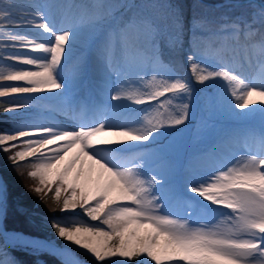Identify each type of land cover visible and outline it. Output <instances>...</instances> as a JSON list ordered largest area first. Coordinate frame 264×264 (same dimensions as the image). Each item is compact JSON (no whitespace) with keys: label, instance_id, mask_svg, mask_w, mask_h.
<instances>
[{"label":"snow or ice","instance_id":"6c2138e0","mask_svg":"<svg viewBox=\"0 0 264 264\" xmlns=\"http://www.w3.org/2000/svg\"><path fill=\"white\" fill-rule=\"evenodd\" d=\"M60 7L38 4L16 17L10 7H0V24L5 28L40 29L41 36L47 33L41 41L29 37L27 32L16 34L19 43L45 55L12 56L11 59L22 60L24 65L37 70H17L4 76L6 81L21 83L4 87L0 97L7 93L24 94L35 102L68 98L73 88L82 83V66L74 68L70 79L63 78L77 32L57 28L53 17ZM79 7L94 8L91 26H98L97 22L107 25L118 38L123 60L119 67L112 62L111 45L105 44L96 51L103 87L113 102L110 107L122 110L147 107H143V118L137 112L124 123L113 122L102 112L100 119L63 127L24 124L0 130V151L10 153L13 163L28 158L36 161L35 170L28 173L39 179L33 189L35 193L54 192L59 208L64 192L61 211L79 207L91 221L106 226L70 228L53 221L51 226L58 236L87 250L98 262L122 258L109 260V264H128L140 257L146 258L136 259V264H264V107H249L254 103L253 96L264 101V78L245 85L239 95L233 90L234 104L226 93L220 99L221 108L227 106L236 118L255 113L262 117L260 148L250 149L242 161L231 167L228 165L232 160L209 162L200 169L202 178L194 180L197 171H186L179 160L168 158L156 147H142L151 144L160 129L184 125L191 117L192 82H181L171 71L162 73L157 66L163 55L157 38L168 36L170 47L183 55L201 84L215 77L234 82L239 77L231 75L227 67L207 74L200 69L197 73L200 62L211 57V51L204 49L203 43L229 40L236 51L240 37L252 34L254 25L264 32V9L251 19L243 16L217 19L195 11L190 17L179 11L162 17L146 9L164 6L136 4L133 0ZM145 51L151 57L145 56ZM161 74L158 90L143 94L133 88L149 76L155 80ZM169 80L175 82L168 83ZM239 84L243 85V81L239 80ZM45 90H49L48 95L41 94ZM161 97L169 110L159 117H150V110L160 104ZM173 99L179 103L173 104ZM29 106L16 103L3 111L14 113ZM181 172L186 177L184 190L177 184ZM184 191L201 200L188 198ZM204 201L208 204L204 205ZM197 204L202 206L198 208ZM8 215L5 190L0 188V264H14L8 243L19 239L5 231ZM217 219L219 224L214 225ZM221 225L228 227L223 229Z\"/></svg>","mask_w":264,"mask_h":264},{"label":"rangeland","instance_id":"374dc122","mask_svg":"<svg viewBox=\"0 0 264 264\" xmlns=\"http://www.w3.org/2000/svg\"><path fill=\"white\" fill-rule=\"evenodd\" d=\"M27 1L29 0H26V2ZM64 1L69 0H32L31 2L35 5H38V3L61 5L60 8L54 11L53 20L57 28H71L77 32V35H79L82 31V28L86 27L90 35H96L94 39L87 45L86 49L82 48L72 53L73 56L70 62L65 66L63 78L70 79L71 74L74 71V67L80 61L79 57L81 54L89 56L91 60V69L89 71H83V74L80 76L82 77V83L73 88V91L68 98H51L40 102H35L28 100L26 96L20 94L7 93L5 96L0 97H20V99H12V101L9 100L8 103H10L11 106L16 103H27L30 105L27 109H21L18 112L8 113L9 116L21 117L20 127H22L23 124L57 125L54 121V117L62 122L64 120L63 111L69 110L71 112L76 108L78 111L79 121H89V116L95 112H98L96 119H100V113L103 112L106 113L110 119L116 123H124L130 119H133L137 112L141 113V118H143L145 115L143 114V107H147V105H141L134 109L126 110L113 108L110 107L113 102L108 99L106 91L101 93L100 90L102 89L98 88V92H100L98 96L90 92L93 86L96 87V84H99L102 86V88H104L103 80L94 75L100 74L96 51L102 48L105 44L111 45L113 50L112 62L115 66L120 65V62H118V59L120 60L118 57H121L120 45L117 43V36L107 25L97 22L98 26L92 27L90 24V18L82 20L84 11H82V9L79 7L81 1L70 0L71 3H66ZM105 1L118 2V0H104V2ZM198 1H200L199 5H201L199 8L193 7L194 5L198 4L196 0H187V2L184 3L185 6L182 3H179L178 0H133V2L136 4L164 6L156 9H146V12L158 13L162 17L169 16L173 11H182L185 17H190L195 11L198 14L212 16L217 19L222 17L231 19L237 16H243L251 19L254 13H259L262 9H264V6L258 2L232 5L212 4L214 0ZM163 23L164 22L162 21V26ZM102 26L104 27L102 28ZM253 28L255 27L253 26ZM4 29L6 31H16L20 33L27 32L29 37L34 36L36 39H39L37 35H34L28 30L7 29L5 27ZM157 39L158 46L163 52V55L159 57V63L157 65L162 70V73L163 71H171L176 75L177 78L181 79V82H185L186 80H190L192 82L194 94L192 100L190 101L191 117L184 125L160 129L158 133L154 134L152 143L142 145V147H156L160 149L162 153L168 158L179 160L186 171H197L198 174L192 177L194 180H199L202 178L203 173L200 171V169L204 168L209 162L219 163L225 160H232V163L228 165L231 167L236 163V161H242V158L246 156L250 149L259 150L260 134L262 130V117L260 113H255L252 116H246L239 119L232 115L231 110L228 109L227 106L223 108L220 106V99L225 93L231 102L233 104L235 103L236 97L232 95L233 90L236 92L239 91L240 94L244 88L243 86L241 90H239V80L249 84L252 82V80H258L259 82L261 78H264V70L260 71L262 66L256 64L250 65L249 60H247L250 56L253 58L254 55L264 57V50L257 52L259 49H257L254 44V42L257 41V39L254 37V34L252 33L246 37L242 35L240 37V48L236 51H233V44L229 40H224L227 46L219 45V42L221 41H215L211 43L205 41L203 43V48L211 51V57L203 62H200V68L197 69V73L200 71V69H204V74H207V71H222L225 67H227L231 70V75L239 77V80L234 82H229L223 77H215L211 78L210 81L206 82L205 85L196 81L191 65L186 62L183 55L177 54L173 51L168 43L167 35L158 37ZM244 45H247V48H245ZM74 48L75 46L73 49ZM144 55L151 57V53L148 51H145ZM0 66H17V64L0 58ZM153 75H155V73H153ZM3 77V73L0 74V80L3 79ZM162 78V74L156 75L155 80H152L151 76H149L139 85H133V88L143 94L154 92L159 89ZM172 82L175 81H168V83ZM9 85L15 86L16 84ZM9 85L4 87H8ZM163 100L164 98L161 97L160 104L150 110V117H159L161 114L167 113L169 108L168 105L163 104ZM172 103L177 104L179 101L173 99ZM260 106L264 107V102L255 107ZM236 111L239 112L240 110L236 109ZM245 111H247V109H245ZM95 114L91 115V117H95ZM101 138L115 139V137L112 136H101ZM32 162V164L27 166L28 168H21L25 171H22L20 180L23 179L24 181H27L24 189L21 192H23L25 188L31 189V194L29 196L35 201V203L32 204L33 206H36L37 202L39 204L41 202V205L44 208L43 210L46 212H57L63 216L68 215L69 218L70 216L83 217L88 222H90L91 226H99L97 224L99 221H91L90 217H88L86 213L79 207L75 210L61 211L60 209L63 207V199L65 198L64 192L61 193L59 208L56 207L57 201L54 199V192L46 191V194L35 193L33 189L35 186H38L39 179L38 177L33 178L28 175L30 171L35 170L33 165L36 163V161L32 160ZM185 178L186 177L183 172H181L177 177V184L181 190L185 189ZM94 179L95 177L93 180ZM184 195L197 201L201 200V198L195 194L188 193L186 191H184ZM41 197H43V199H41ZM203 204L207 205L208 202L204 201ZM201 206V204H197L198 208ZM52 209H55V211ZM52 222H49L48 225L42 226L43 230L46 229L44 236L50 240H58L59 242H57L60 243L64 241V239L58 236L56 230L51 226ZM55 222L59 223L61 226L73 227V222L71 220H69V223L66 224H63L61 221ZM215 224H219V219L214 221V225ZM100 226L105 227L101 224ZM220 227L227 229L228 225H221ZM9 247L10 244L8 245V248ZM10 258L14 261V264H17L11 255ZM136 259L144 258H133L132 260L128 261V264H136ZM109 260H113L112 257L106 258V260L102 263L109 264Z\"/></svg>","mask_w":264,"mask_h":264},{"label":"bare ground","instance_id":"6f19581e","mask_svg":"<svg viewBox=\"0 0 264 264\" xmlns=\"http://www.w3.org/2000/svg\"><path fill=\"white\" fill-rule=\"evenodd\" d=\"M25 2H26V0H0V7H10L11 10L13 11L14 17H16V16H20L18 14L24 15L26 10L30 9L32 6L35 5L30 0L27 1L26 4H25ZM99 2H104V0H83V2L81 1L80 5H94V4L99 3ZM85 11L87 12V15H89V16H93V14L95 13V9L94 8H89V9H87ZM254 27L255 28L252 29L253 31L251 30V33H253L254 37L257 39V41L254 42V44H255L257 49H259V50L263 49L264 50V32H262L259 29L258 26L254 25ZM20 30H28V31L32 32L34 35H37L41 40L43 39V37L47 36V33H43V36L39 35V33L43 32V30H40V29H34V28L33 29H24V28H20ZM17 33H20V32L6 31L4 29L3 24H0V37H1V39H0V58H2L4 60H7V61L14 62V63L17 64V66H7V67L0 66V74L3 73L4 76H6L7 74H9L11 72L17 71V70H37L33 66L24 65L22 60L21 61H16L14 59H11L12 56H15L17 54H19L21 56H23V55H28V56L45 55L42 52L32 50L30 45L25 46V45L19 43L18 42L19 37L16 35ZM95 36L96 35H90L88 33V30H87L86 27L82 28V31L80 32V34L76 35V37L74 38L75 39V43H74L75 48L73 49L72 53L74 51H78L79 49H82V48L86 49L87 45L94 39ZM2 38H4V39H2ZM250 39H252V38H250ZM37 41H40V40H37ZM219 45L226 46L224 41L219 42ZM244 47L247 48V45H244ZM239 48H240V46H239ZM79 58H80V61L75 67L82 66L84 71L85 70L89 71L91 69V65H90L91 62H90L89 56L81 54ZM253 60L255 61V58H253L252 61ZM256 63L261 64L262 65V69L261 70H264V63H261V60H259L257 62V59H256ZM94 75L96 77H99V78H101L103 80L101 74H94ZM80 80H82V77H80ZM252 82H253V80H252ZM255 82H258V80H256ZM19 83H21V82H10V81H6L4 79H1L0 80V90H2L4 86H7L9 84H16L17 85ZM245 85H248V83H246L244 81H243V85L239 84V90H241V88L243 86H245ZM98 88L102 89V90H100L101 93L105 91V89L102 88L101 85L96 84V87L93 86L91 92L93 94H95V95H98V91H99ZM11 94H15V93H11ZM41 94L42 95H48L49 94V90H45ZM237 94H239V91H237ZM20 95H24V94H20ZM252 100L254 101V103L250 104L249 107L258 106L262 102H264L258 96H253ZM89 121H91V119ZM94 177H95V173H93V178ZM22 241H23V239L19 237V239L11 240L9 242L10 243H17V242H22ZM64 244L72 245V246H74V247H76V248H78V249H80L82 251L87 252V250L83 249L82 247L76 246L74 243L67 242V241L64 240ZM112 258L114 260H121L122 259V258H120L118 256L117 257H112ZM143 258L145 259L146 257H143ZM150 263H153V262H150Z\"/></svg>","mask_w":264,"mask_h":264},{"label":"trees","instance_id":"16d2710c","mask_svg":"<svg viewBox=\"0 0 264 264\" xmlns=\"http://www.w3.org/2000/svg\"><path fill=\"white\" fill-rule=\"evenodd\" d=\"M7 126L8 120L6 119V116L0 113V130ZM4 156L5 154L3 152H0V163L3 162ZM18 164L19 163L9 164L5 167L3 166L2 169L6 181L10 186L16 189L15 193L17 195L16 200L10 198L9 215L6 218L5 224L10 228H16L30 233H35L37 232V229L35 227L37 226V223L35 221H38L36 219H43L48 221L49 213L43 210L44 208L42 207L41 202L35 210L36 214L32 211L29 212L31 209L30 206L32 205L34 199L29 196L31 194L30 188H25V190L21 192L24 189L27 181H24L23 179L20 180L22 171L17 169ZM31 217L35 219V223L31 221ZM42 258L48 264H61L58 260L49 255L44 254L42 255Z\"/></svg>","mask_w":264,"mask_h":264},{"label":"water","instance_id":"95a60500","mask_svg":"<svg viewBox=\"0 0 264 264\" xmlns=\"http://www.w3.org/2000/svg\"><path fill=\"white\" fill-rule=\"evenodd\" d=\"M2 178L0 176V188H2ZM22 236H24L27 240L31 241V243H42V239L40 238H36L30 235H24L21 234ZM45 244H49L48 242ZM52 246V248L55 250H57L66 260L70 261L71 263H76V264H81L79 259L66 247L63 246H55L53 244H50Z\"/></svg>","mask_w":264,"mask_h":264}]
</instances>
